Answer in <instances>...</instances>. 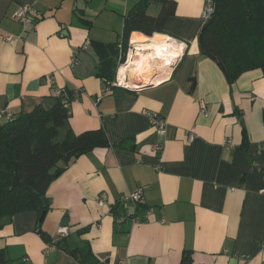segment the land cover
<instances>
[{
  "label": "crops",
  "instance_id": "1",
  "mask_svg": "<svg viewBox=\"0 0 264 264\" xmlns=\"http://www.w3.org/2000/svg\"><path fill=\"white\" fill-rule=\"evenodd\" d=\"M138 1L0 0V110L51 109L57 87L78 91L69 126L103 128L109 140L62 162L42 232L36 211L18 213L0 228V249L18 264H81L67 249L87 245L111 264H181L186 251L194 264H264V70L230 84L199 45L207 0H175L165 33H157L179 49L174 66L136 85L128 71L120 80V70L113 83L121 86L112 87L99 74L108 73L101 60L115 57ZM24 3L33 24L15 17ZM131 36L128 47L140 50ZM148 112L165 118L164 136ZM6 122L0 112V125ZM139 189V203L121 201ZM61 226L69 228L64 238Z\"/></svg>",
  "mask_w": 264,
  "mask_h": 264
},
{
  "label": "trees",
  "instance_id": "2",
  "mask_svg": "<svg viewBox=\"0 0 264 264\" xmlns=\"http://www.w3.org/2000/svg\"><path fill=\"white\" fill-rule=\"evenodd\" d=\"M213 2L214 12L199 34L202 53L212 57L230 84L246 71L264 70V0ZM153 5L160 7L157 15L148 13ZM176 6L175 0H139L126 14L122 39L118 42L125 55L131 32L141 31L148 36L164 34L165 22L175 13ZM208 21L211 22L207 24ZM125 55L120 61L117 47L115 57L101 60L108 73L99 74L112 87H115L113 81ZM74 93L68 92V98ZM58 99L51 109L37 106L0 125V228L18 213L36 211L39 214L36 231L42 232L40 217L51 208L48 190L64 171L62 162L68 164L94 148L109 144L103 128L75 133L69 126L65 100ZM16 177L19 184L9 191ZM112 211L115 212L116 207H112ZM67 250L81 264H111L100 260L88 245ZM9 260L6 250L1 248L0 264H8ZM181 264H194L190 251L184 252Z\"/></svg>",
  "mask_w": 264,
  "mask_h": 264
},
{
  "label": "built area",
  "instance_id": "3",
  "mask_svg": "<svg viewBox=\"0 0 264 264\" xmlns=\"http://www.w3.org/2000/svg\"><path fill=\"white\" fill-rule=\"evenodd\" d=\"M31 9H32V7L29 3H24L16 11L15 17L23 24H33L35 18L33 16H31V14H30ZM214 9H215V7H214L213 0H207L206 5H205L204 10H203V19L205 21L211 17L212 13L214 12ZM6 38L8 41H12L15 37L13 35H9ZM137 51H138V49L134 46L132 48L128 47V50H127L126 55H125V52L123 51L122 44H119V52H120L119 53V60L121 61L122 58L124 57V55L126 57H125L124 62L121 63L119 68H118V75L120 74V69L124 65H126V63L128 62V58H129L130 53L131 52L136 53ZM73 61L76 62L75 59ZM113 85L121 86V84L119 82H114ZM55 94L58 97L64 98L63 100H65L66 107H69L70 104L73 102H78L80 99V96H81V93L77 91L74 93V96L69 97L70 98L69 99L68 98V96H69L68 92L65 89L59 88V87H57L55 89ZM0 112L7 117V120H10L14 116V114L6 108H2L0 110ZM201 112L206 114V115L208 114V111L206 110L205 107L202 108ZM148 115L151 119L153 126L157 129L158 133L160 135L164 136L167 132V122H166L165 118L159 116L158 114L152 113V112H148ZM190 134L192 135V133H190ZM227 143H230V139H227ZM162 147H163L162 143H156L154 145L155 150H160V149H162ZM262 192H264V189L262 190ZM141 200H142V190L141 189H139L137 191L125 193L121 197V201L124 203L131 202V203L137 204ZM105 205L106 204H105L104 199L101 198L99 200V206L104 207ZM149 214H150V211L149 210L146 211V213L144 214L143 220H147ZM128 217H130V216L123 214L121 216V219L126 220ZM131 219H132L133 223H138L139 221H141V219H139L136 216H131ZM101 229H102V227L100 225H97V231L100 232ZM68 234H69V228L68 227H66V226L59 227L58 235L61 238L66 237ZM53 248H54L53 246H49V249H53Z\"/></svg>",
  "mask_w": 264,
  "mask_h": 264
},
{
  "label": "bare ground",
  "instance_id": "4",
  "mask_svg": "<svg viewBox=\"0 0 264 264\" xmlns=\"http://www.w3.org/2000/svg\"><path fill=\"white\" fill-rule=\"evenodd\" d=\"M131 41L136 43L140 50L136 53L131 52L132 55L130 53L128 66H123L122 69H120L121 75L119 74L121 77L120 80H124L126 72L128 71L129 83L131 85H136L139 81H152L153 78H151V76L156 72L157 78L162 79L165 71L168 69L169 63L171 61L176 62L178 54L180 53L179 49L174 47L167 38L157 33L153 36H147L144 33L135 31L132 33ZM133 55L140 56L138 59L134 60L132 57Z\"/></svg>",
  "mask_w": 264,
  "mask_h": 264
},
{
  "label": "water",
  "instance_id": "5",
  "mask_svg": "<svg viewBox=\"0 0 264 264\" xmlns=\"http://www.w3.org/2000/svg\"><path fill=\"white\" fill-rule=\"evenodd\" d=\"M211 21H208L207 22V24H209ZM133 32H135V31H133ZM133 32H131L130 33V35H132V33ZM136 32H138V33H143V32H141V31H136ZM146 35V34H145ZM148 36V35H147ZM202 52H203V50H201ZM209 57H211V56H209ZM212 58V57H211ZM176 63V62H175ZM174 63V64H175ZM174 64H172L170 67H173L174 66ZM145 84H147V83H145ZM19 184V179L16 177L15 178V180H14V182L12 183V185L9 187V191H11V190H13V188L16 186V185H18ZM45 212L42 214V216L40 217V221H42L43 219H44V217H45Z\"/></svg>",
  "mask_w": 264,
  "mask_h": 264
},
{
  "label": "rangeland",
  "instance_id": "6",
  "mask_svg": "<svg viewBox=\"0 0 264 264\" xmlns=\"http://www.w3.org/2000/svg\"><path fill=\"white\" fill-rule=\"evenodd\" d=\"M148 13H149L150 15H157V14H158V12L156 11V8H154V7H151V8L149 9ZM156 73H157V72H156ZM156 73H155V74H156ZM8 264H18V260H17V259H11V258H10V260L8 261Z\"/></svg>",
  "mask_w": 264,
  "mask_h": 264
}]
</instances>
